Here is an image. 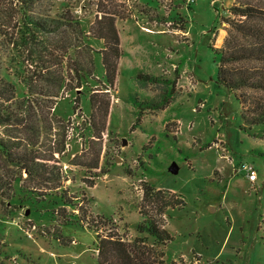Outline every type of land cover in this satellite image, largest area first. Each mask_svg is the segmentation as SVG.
<instances>
[{
	"label": "rangeland",
	"instance_id": "374dc122",
	"mask_svg": "<svg viewBox=\"0 0 264 264\" xmlns=\"http://www.w3.org/2000/svg\"><path fill=\"white\" fill-rule=\"evenodd\" d=\"M234 2L57 0L48 14L70 8L84 40L62 62L41 50H54L47 38L20 51L0 37V74L27 100L20 120L0 125L22 158L0 153V264H100L96 227L146 237L165 254L156 264H264V138L241 128L239 101L217 82ZM103 12L117 13L123 42L116 86L92 35ZM150 220L171 240L138 230Z\"/></svg>",
	"mask_w": 264,
	"mask_h": 264
},
{
	"label": "trees",
	"instance_id": "16d2710c",
	"mask_svg": "<svg viewBox=\"0 0 264 264\" xmlns=\"http://www.w3.org/2000/svg\"><path fill=\"white\" fill-rule=\"evenodd\" d=\"M56 1L0 0V37L2 40L4 41L10 36V39H14L13 45L19 41L20 51H23L25 48L27 50L33 49L38 43V38L43 39V41L47 38L48 44L53 45L54 50L44 46V43L40 45L41 50L47 51L51 56L55 55L54 51H57L59 55L57 60L62 62L66 53L70 49L78 47L77 42L84 43V40L83 34L80 35L82 32L78 20L66 14L70 13V8H67L63 14L57 15V17L48 14L47 11H51ZM65 1L69 3V0ZM234 1L230 8L232 18L228 20L227 36L223 46L217 49L221 54L218 63L217 82L224 85L239 101L243 122L241 128L252 132L253 128L257 126L260 130L256 135L264 138V0ZM253 1H255L254 4ZM42 5L46 6V9L41 11ZM116 16L117 13L115 12L98 14L95 17V26L92 27V35L98 39H103L105 42V48L102 51V63L108 82L115 86L119 75L118 63L122 55ZM52 35L57 36L53 38ZM85 46L89 50L87 61L92 65V50L86 44ZM81 63V61L75 62V72L87 71ZM33 79L29 77L26 83L30 94L36 93L31 87ZM59 80L56 77L51 81L56 84ZM0 100L2 104L4 102L9 103L6 106L0 103V125L7 126L20 120L17 112L20 111V108L24 109L27 100L16 98L14 83L1 74ZM91 102L94 107L95 95L91 96ZM11 104L16 105V112L11 109ZM30 106L32 104L29 103L27 108ZM32 112L35 115L38 114L34 107ZM0 153H3L8 161H18V163L22 161L21 157L12 159L11 151L2 141H0ZM27 162L24 161L22 166L29 175H33L35 170L32 171ZM56 180L61 179L58 177ZM61 202L62 205L66 204L64 200ZM93 229L97 233L96 249L100 264H156L157 259H163L165 255L163 251L148 244L144 236L127 241L115 231V228H111L106 233H103V230L100 232V227ZM138 230L140 232L147 231L161 242L171 240L169 232L164 228H159L155 220H150L147 228L140 225Z\"/></svg>",
	"mask_w": 264,
	"mask_h": 264
},
{
	"label": "built area",
	"instance_id": "2783aa9c",
	"mask_svg": "<svg viewBox=\"0 0 264 264\" xmlns=\"http://www.w3.org/2000/svg\"><path fill=\"white\" fill-rule=\"evenodd\" d=\"M240 169L246 172V175L251 182H253L257 179L256 171L252 165L243 164Z\"/></svg>",
	"mask_w": 264,
	"mask_h": 264
},
{
	"label": "water",
	"instance_id": "95a60500",
	"mask_svg": "<svg viewBox=\"0 0 264 264\" xmlns=\"http://www.w3.org/2000/svg\"><path fill=\"white\" fill-rule=\"evenodd\" d=\"M123 144H127L126 139H123ZM171 172H177L178 171V166L174 163L171 167H170Z\"/></svg>",
	"mask_w": 264,
	"mask_h": 264
},
{
	"label": "crops",
	"instance_id": "0c3cea01",
	"mask_svg": "<svg viewBox=\"0 0 264 264\" xmlns=\"http://www.w3.org/2000/svg\"><path fill=\"white\" fill-rule=\"evenodd\" d=\"M123 41H124V40H123ZM120 45H122V46H123L122 37H121V42H120ZM126 63H127V66H128V62H126ZM120 64L122 65V67H121V70H122V68H123V67H127V66L125 65L124 61H123V62H121ZM121 65H120V66H121ZM122 71H123V70H122ZM237 171H238V170H237Z\"/></svg>",
	"mask_w": 264,
	"mask_h": 264
}]
</instances>
